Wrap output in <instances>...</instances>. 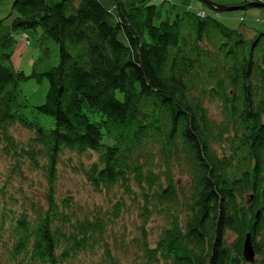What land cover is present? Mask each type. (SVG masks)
I'll return each mask as SVG.
<instances>
[{
	"label": "trees",
	"instance_id": "trees-1",
	"mask_svg": "<svg viewBox=\"0 0 264 264\" xmlns=\"http://www.w3.org/2000/svg\"><path fill=\"white\" fill-rule=\"evenodd\" d=\"M113 1L14 0L0 19V141L48 176L44 208L1 213L0 264H62L97 245L96 264H118L104 218L79 219L70 197L56 199L66 151L97 153L84 169L94 191L140 190L135 264H264V28L248 38L212 12ZM28 28L41 29L44 50L30 74L12 60ZM30 79L48 81L42 104L21 88ZM17 124L33 133L27 146L11 134ZM154 212L166 224L152 246ZM249 232L258 263L244 257Z\"/></svg>",
	"mask_w": 264,
	"mask_h": 264
},
{
	"label": "rangeland",
	"instance_id": "rangeland-1",
	"mask_svg": "<svg viewBox=\"0 0 264 264\" xmlns=\"http://www.w3.org/2000/svg\"><path fill=\"white\" fill-rule=\"evenodd\" d=\"M192 2L189 6L187 2ZM217 4L240 5L251 3V1L264 3L263 0H212ZM14 0H0V19L10 20L9 14L12 12ZM238 2V3H236ZM164 13L175 15L177 12L186 11L188 8L203 16L212 12L219 20L228 27L241 28L248 38L256 34L257 29L264 28V7H251L247 9L230 12H217L209 6L207 7L200 0H164L156 2ZM236 3V4H233ZM200 7V8H198ZM216 13V14H215ZM38 31V32H37ZM41 29L28 28L25 35L22 34L20 41L15 48L12 60L16 69H22L30 74L32 65L38 61L44 50L39 48L38 42ZM24 35V36H23ZM29 37L28 38L26 37ZM23 37V38H22ZM47 45L53 48L55 63L57 50L52 40H47ZM21 88L27 95L31 104H42L47 93L48 81L44 79L41 83L34 79L23 82ZM210 108V114L219 117V106L216 103L206 101ZM11 134H14L20 145L27 146V142L33 136L28 129L17 124L11 127ZM4 143L0 141V218L5 207L11 206L16 211L27 210L33 214L36 204L44 208L46 205V190L48 176L42 168L31 165L25 157L12 156L6 153ZM63 159L59 162V168L55 180L56 199L70 197V212L79 219L82 217L93 218V215L102 216L105 220L106 231L104 233L105 242L111 248L112 254L117 258L118 264H135L142 257V247L139 241L142 238L140 233L143 225L142 207L144 205L137 186L132 185V190L127 192L123 186L115 187L108 193L103 190L100 193L93 190L84 174V169L91 161L97 160L95 152L80 153L66 151ZM18 159H20L18 161ZM18 161V162H17ZM121 204L118 215H114L115 206ZM116 213V212H115ZM117 214V213H116ZM1 221V220H0ZM165 219L159 213H155L148 219L146 224L148 244L155 246V242L160 236L162 227L165 226ZM234 238L229 232L226 235L228 242ZM104 245H97L92 251H81L68 262L62 264H96L104 256ZM259 258L256 257L258 263Z\"/></svg>",
	"mask_w": 264,
	"mask_h": 264
},
{
	"label": "water",
	"instance_id": "water-1",
	"mask_svg": "<svg viewBox=\"0 0 264 264\" xmlns=\"http://www.w3.org/2000/svg\"><path fill=\"white\" fill-rule=\"evenodd\" d=\"M202 3H204L207 7L209 6L210 8H213L217 12H230V11H235V10H241V9H247L251 7H257V8H262L264 7V3H259L255 1H251V3H245V4H240V5H223V4H217L212 0H200ZM258 216V214H257ZM244 257L248 262H252L256 258V251L254 248V244L252 241V234L249 232L245 239H244Z\"/></svg>",
	"mask_w": 264,
	"mask_h": 264
},
{
	"label": "crops",
	"instance_id": "crops-1",
	"mask_svg": "<svg viewBox=\"0 0 264 264\" xmlns=\"http://www.w3.org/2000/svg\"><path fill=\"white\" fill-rule=\"evenodd\" d=\"M101 3H103L109 10H112L115 6V2L113 0H99ZM125 1L126 5L127 6H130V5H134L135 3H141V2H144V0H123ZM240 1V0H239ZM238 3V2H236ZM236 3H233V4H236ZM187 4L189 6L192 5V2H187ZM200 8V7H198Z\"/></svg>",
	"mask_w": 264,
	"mask_h": 264
},
{
	"label": "built area",
	"instance_id": "built-area-1",
	"mask_svg": "<svg viewBox=\"0 0 264 264\" xmlns=\"http://www.w3.org/2000/svg\"><path fill=\"white\" fill-rule=\"evenodd\" d=\"M152 1H155V0H152ZM258 1H261V0H258Z\"/></svg>",
	"mask_w": 264,
	"mask_h": 264
}]
</instances>
